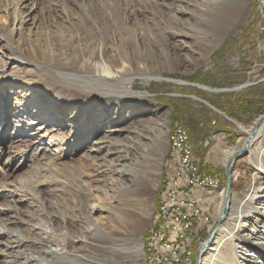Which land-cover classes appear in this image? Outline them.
<instances>
[{
  "label": "rangeland",
  "instance_id": "374dc122",
  "mask_svg": "<svg viewBox=\"0 0 264 264\" xmlns=\"http://www.w3.org/2000/svg\"><path fill=\"white\" fill-rule=\"evenodd\" d=\"M92 1L96 0H33L31 3L0 0V115L5 117L4 122L0 121V230L9 227L23 239L19 246L0 239V264H26L24 258L31 251L30 243L34 242L36 249L48 244L35 242L32 229L38 230L40 226L45 229L50 219L57 248L65 246L70 253L81 252L84 259L95 264H145L143 242L153 226L170 161L168 133L177 125L183 126L191 136L200 168L220 175L221 180V191H211L205 199L202 196L198 199L207 220L200 221L188 236L191 264H199L196 252L211 237L210 228L223 213V210L221 214L217 211L218 195L224 199L229 194L234 197L231 218L218 223L225 226L232 223L236 207L251 187L259 184L258 191L264 190V175L256 173L248 158L262 147L263 134L251 146L257 149H246L234 158L229 178L227 163L222 162L225 154L239 145L240 126L251 127L257 118L264 117V6L260 0H192L188 4L189 12L178 13L174 31L167 28L170 23L166 20L158 37L157 29H153L156 35L150 36L152 39H160L163 33L167 38L175 31L186 33L187 36H175L189 42L191 49L188 43L178 51L168 46L170 52L159 51L158 62L147 70L129 71L132 74L126 77L132 79L128 81V88L142 94L141 108L146 113L141 115L131 103H125L129 107L118 113L115 112L117 105L109 110L113 123L136 125L116 135L113 150L117 147L120 152L115 160L107 162L100 158L106 149L109 154L112 146L110 140L101 136L104 126L99 123L97 131L92 132L82 124L77 126L78 105L73 103L62 108L52 97L58 92L63 97L82 98L77 90L87 82L71 79L63 69L61 74L57 73L48 61L53 52L62 60L64 55L72 58V51L83 45L75 42V33L80 32L72 26L78 18L77 8L73 6L68 16L63 8ZM235 1H241V13L226 31L214 32L212 26ZM21 2L25 9L35 4L33 20L28 18L20 31L12 34L8 29L11 17ZM168 41L171 44L172 40ZM66 42L72 49H64ZM108 44L113 49V42ZM163 46L166 47L164 42ZM34 47L42 48L43 53H35ZM199 48H207V52L203 54ZM184 52L187 54L183 55ZM14 55H21L29 62L8 63ZM87 86L104 88L94 83ZM38 91H48L46 96L54 106H46L44 115L37 119L39 122L31 128L24 124L22 131L19 125L26 114L20 111L34 110L30 97ZM38 99H43L42 94H38ZM239 100L244 103L238 104ZM243 108L249 111L245 117L239 114ZM78 119L87 125L95 124L94 119L84 114ZM226 132L232 134L231 139L224 137L222 133ZM216 133H221V140L215 137ZM117 159L126 165L121 166ZM109 169L113 170L117 182L111 183ZM136 175L142 179L133 185ZM17 189L26 197L16 196L13 191ZM105 207L109 208V214ZM114 211L122 224L113 220ZM95 229L100 232L97 240ZM101 234L128 238L132 248L141 243V250L115 258L107 248L84 250L85 242L91 239L96 243L105 242ZM230 239L225 241L221 252L236 260V244ZM50 248H55L54 243Z\"/></svg>",
  "mask_w": 264,
  "mask_h": 264
},
{
  "label": "bare ground",
  "instance_id": "6f19581e",
  "mask_svg": "<svg viewBox=\"0 0 264 264\" xmlns=\"http://www.w3.org/2000/svg\"><path fill=\"white\" fill-rule=\"evenodd\" d=\"M22 1H30L29 3H31L33 0ZM132 1L133 2H130L129 0H96L89 3L75 4L72 6L69 4L67 7L64 6L65 8H63V13L65 12L67 16L71 10H73V6H75L79 12L77 20L73 22V25H71L75 27V30L80 32L75 33V42L78 43V45L81 43L83 45H81L78 50L72 51L74 52L72 58H68V55H64L63 58L65 59L62 60L54 52L48 57V61L50 63L49 67L55 70L57 73L60 72L61 74V70L63 69L65 71V75L68 74L71 79L74 78L77 80V82L94 83L95 85L104 87L100 89L98 86L94 88L87 86V88H85V84H87L85 83L82 84V87L80 86L81 89L77 90L78 94L81 95L82 98H75L71 96L63 97L64 94L58 92L56 96L52 95V97H54L55 102H59L58 104L61 103L60 107L62 108L71 107L70 105L73 103L78 105L75 110V113L77 114V126L82 124L81 126L87 127V131L91 130V132L93 130L97 131L96 129L97 126H99V123L100 126H104L101 136L110 140V144L112 146L109 149L110 152L108 151L109 154L106 152V149L100 158L107 162H111L113 159L115 160V155H118L120 152L117 150V147L113 150V144L114 146L117 144L116 135H119L121 132H125L126 128L128 129L131 126H134V124L136 125V123L131 122L126 125H122L117 122L113 123V116L109 115V110L113 108V105H117L115 112L118 113L120 110L122 111L123 108L129 107L124 106L125 103H131L132 106L138 107L141 115L146 113L145 111H142L141 108L143 104L141 101V97H143L142 94L134 92L128 88V81L132 79V77H126L127 75L132 74L129 71L141 72L147 70L148 66L152 65V63H155V61L158 62L156 55L159 54V51H165V53L170 52L168 46H171L176 51H178V49H181L183 44H189V42L183 40L180 38V36H175V34H184L183 36H187L186 33H176L175 31L170 33L168 38L164 33L161 35L160 39L156 37H158V34L161 33L162 29H164L162 27V23L165 20L170 23L167 28L173 31L175 30V22L177 21L176 17L179 18L178 13L189 12V9L187 10L188 4L192 0ZM260 1L262 6H264V0ZM21 3L19 4L20 6L17 5V7H19L16 8L17 10L15 9L14 15L11 17V25L8 29L12 34L18 33L21 29V26H23V22H25L28 18L33 20V6L35 4H32L27 9H25L22 7L24 6V3ZM241 10V1H237V3L235 1L232 6L227 8L226 13L221 16V18L217 19L218 22L212 26L214 32L223 33L226 31L230 27V24L234 21L233 19H235L241 13ZM73 17L75 18V16ZM153 29H157V35L152 31ZM81 33L83 35H81ZM154 35H156V39H152V37H150ZM151 39L152 43L149 42ZM168 40H172L171 44H169ZM48 41H50V38ZM108 42H113V49L109 47ZM163 42L166 44V47L163 46ZM166 48H168V50H166ZM64 49H72L71 44L67 43ZM201 50L202 49L199 48V51L201 53L203 52V54L204 52H207V48H203L204 51ZM33 51L35 53H43V50L40 47H34ZM187 51H189V48ZM182 54L185 55L187 52ZM17 62L26 63L29 62V60L21 55L9 57L8 63L12 64ZM66 71L69 73H66ZM113 87L116 88L113 89ZM71 91L72 90L69 89V92ZM46 93H48V91ZM46 93H41L38 91L30 97L34 102V110L28 112L20 111L21 113L26 114V117H23L22 119L23 121L21 120L23 123L19 125L20 130L24 131V124H26V128H31L32 124H37L39 122L37 119L40 116H43L45 113V107L53 105ZM38 94H42V100L38 99ZM131 100L134 101L131 102ZM83 114L94 119L95 124L91 126L87 125L85 122L79 121L78 118ZM0 121L4 122L5 117L0 115ZM16 126L18 127V124H16ZM240 129L242 132L240 143L236 148L230 149L225 154V157L222 161L224 164L227 163L234 156V154L237 153V150L239 152V150H241V148H245V146L247 147V150H251L254 140L258 136L262 134L264 135V117L261 116L257 118L253 126L248 128L240 126ZM175 132H177V128L170 130L168 133L170 151L172 145V135H174ZM263 150L264 140L262 147L259 149V151L257 150L258 152L254 151L248 155L249 160L255 167L256 173L259 175H264ZM102 151L103 149L101 152ZM112 155L114 156L113 158ZM86 156L91 158L94 157V155L91 156L88 154ZM197 160L198 159L196 158V163L199 165ZM117 161H119L121 166L125 164V162H121V159H117ZM108 174L112 181L111 183L117 182L118 179L114 176L113 170L109 169ZM205 174L210 173L205 172ZM121 175L122 173L120 171L118 176L121 177ZM133 177V185H136L137 181L142 179L138 175ZM41 183L42 182H39L38 184ZM219 186H217V190L221 191L222 188ZM110 188L112 187L110 186ZM187 190L188 181H181V184L178 186V194H186ZM258 190L259 184L258 186L254 185L240 200V204L235 210V217L232 218V223H226L225 226L218 224L215 227L210 228L212 242L205 245L201 249L199 255V264H264V190ZM13 193H15V195L19 198L26 197L21 195L18 189L17 191H13ZM218 196L219 198L216 201L217 211L219 214H221V211L224 209L225 216L223 219H226L228 222V220L231 218L230 211L232 210V207H234L232 204L234 197L231 194H229L226 199H224L221 194ZM164 206L165 196L161 195L158 207ZM246 208L248 209L246 210ZM105 212L108 214L110 213L108 207H105ZM156 219H163V210H156ZM249 219H252L251 222ZM113 220L116 221L118 225L122 224L121 217L115 211L113 212ZM203 220L207 219L203 217L201 221ZM248 221L249 224H247ZM51 224L52 220L50 219L48 220V225L45 227V229L42 226H40V229L38 230L32 229V235L35 242L38 240L40 244L43 242H47L48 244H46L44 247L41 246L36 249L37 247L35 243H30L31 251H29V253L24 258V262L26 264H95L93 261L84 259V254L82 255L81 252L70 253L65 249V246L57 248V245H55L56 237H54L51 232V226H53ZM46 228H48V230H46ZM94 231L96 235L95 239L97 240V238H99L98 236L100 235V232L97 231V229ZM189 235H191V233L185 234L184 236V248H189V257L191 262V248L188 238ZM101 236L106 239V241L104 240L105 242L96 243L91 239L88 242H85L84 250H89L90 248L97 249V247L107 248L113 254V258H115V256L119 257L122 256V254L127 255L141 250V243L136 245L134 248L130 247L129 244L131 243V240L128 238L114 235L108 237L103 234H101ZM2 238L15 246L21 245L23 241V239L14 234L9 227L4 230H0V239ZM230 238L236 244V260H231L232 257L230 258V256H227L226 253L221 252V248L225 241ZM53 243L55 248H50V244ZM144 249V254H151V245H144ZM35 250L38 251L35 252ZM111 264L117 263L112 262Z\"/></svg>",
  "mask_w": 264,
  "mask_h": 264
},
{
  "label": "built area",
  "instance_id": "2783aa9c",
  "mask_svg": "<svg viewBox=\"0 0 264 264\" xmlns=\"http://www.w3.org/2000/svg\"><path fill=\"white\" fill-rule=\"evenodd\" d=\"M169 158L161 194L165 196V206L157 207L163 210V219H156L155 212L153 226L143 242L151 245V254H144L145 264H191L184 236L192 233L204 217L198 199L216 191L220 182L218 175L205 174L197 165L189 133L183 126L177 125L172 135ZM181 181H188L186 194H178Z\"/></svg>",
  "mask_w": 264,
  "mask_h": 264
},
{
  "label": "water",
  "instance_id": "95a60500",
  "mask_svg": "<svg viewBox=\"0 0 264 264\" xmlns=\"http://www.w3.org/2000/svg\"><path fill=\"white\" fill-rule=\"evenodd\" d=\"M246 149H247V147L245 146V148L243 149V150H241V151H239V152H237L236 154H234V156L227 162V165H226V170H227V175H228V178H229V170H230V166L232 165V163H233V161H234V158L236 157V156H238L237 154H240V153H244L245 151H246ZM228 187H229V182H228ZM227 187V195H228V193H229V188ZM224 216H225V211H224V209H223V213L213 222V224H212V226H211V228H213V227H215L219 222H221L222 220H223V218H224ZM210 241H211V237L209 236V238H208V240L206 241V243L204 244V245H202L199 249H198V251L196 252V258H198V256H199V252H200V250L205 246V245H207V244H209L210 243Z\"/></svg>",
  "mask_w": 264,
  "mask_h": 264
},
{
  "label": "crops",
  "instance_id": "0c3cea01",
  "mask_svg": "<svg viewBox=\"0 0 264 264\" xmlns=\"http://www.w3.org/2000/svg\"><path fill=\"white\" fill-rule=\"evenodd\" d=\"M230 99H231V97H230ZM236 102H238V104H243V103H244L242 100H239V101H236ZM246 112H247V113L249 112L248 109L245 110V109L243 108L242 113H239V114L241 115V117H245L246 114H247ZM235 115H236V114H235ZM222 134L224 135V137L227 138V140L232 138V134L229 133V132L222 133ZM215 137H216L217 139L221 140V133H216V134H215ZM190 139H191V136H190ZM219 149H221V148H219ZM199 160H200V158L197 160L198 163H199ZM202 162H205V157H204V159H203Z\"/></svg>",
  "mask_w": 264,
  "mask_h": 264
},
{
  "label": "trees",
  "instance_id": "16d2710c",
  "mask_svg": "<svg viewBox=\"0 0 264 264\" xmlns=\"http://www.w3.org/2000/svg\"><path fill=\"white\" fill-rule=\"evenodd\" d=\"M259 110V109H258Z\"/></svg>",
  "mask_w": 264,
  "mask_h": 264
}]
</instances>
